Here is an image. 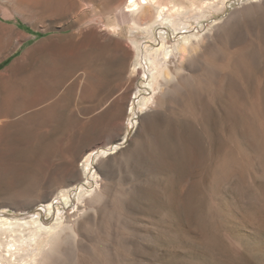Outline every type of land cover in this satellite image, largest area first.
Instances as JSON below:
<instances>
[{
	"label": "rangeland",
	"instance_id": "374dc122",
	"mask_svg": "<svg viewBox=\"0 0 264 264\" xmlns=\"http://www.w3.org/2000/svg\"><path fill=\"white\" fill-rule=\"evenodd\" d=\"M126 3L51 0L24 20L0 2V219L65 221L61 194L51 214L40 199L82 181L73 211L97 172L108 200L52 263H75L81 247L91 264H264V0H225L152 36L131 30ZM196 34L212 39L173 75L164 107L141 110L148 47ZM22 242L20 254L36 249Z\"/></svg>",
	"mask_w": 264,
	"mask_h": 264
},
{
	"label": "bare ground",
	"instance_id": "6f19581e",
	"mask_svg": "<svg viewBox=\"0 0 264 264\" xmlns=\"http://www.w3.org/2000/svg\"><path fill=\"white\" fill-rule=\"evenodd\" d=\"M186 1L187 4L179 2L178 0H127L126 9H124V12L130 18L129 23L131 25V30L134 33L135 31L137 33L144 32V34H149V36H152L157 25H171V27H173L175 30H187L188 28L190 29V26L192 25V19H203L210 16L207 15L209 12L213 10L220 11L225 6V0L213 3L204 2L199 5H196L197 0ZM0 2L6 7L10 8L12 11L11 13L18 15L25 20L27 15L32 13L38 5L49 4L51 3V0H0ZM210 35L211 34L199 37V34H196L192 37H187L182 43H179L174 49L172 48L171 50L169 48L170 46L167 47L168 41L164 39L165 37H162L163 45L161 48L151 49L150 46L148 47L146 54V64L148 65V71L151 78L147 85L153 90V96L144 98L142 100L140 103L141 110L148 108V110L151 109L155 112L157 109H162L164 107L162 98L167 97L170 92V84L173 79V75H175L176 79H179L183 73H186L185 71L187 63H190L191 61L193 63V61L200 57L202 50L205 49L206 40L210 41L212 39ZM4 41L0 38V48L2 45H4ZM133 47L137 53V61L134 67V71H137L139 69L138 66L143 65L139 61L142 48L140 49L137 40L133 41ZM174 59L177 63V65L175 64V74L173 73L174 70L172 71L173 68L171 69L170 66V63ZM144 69L146 68L144 67ZM91 158L92 154L87 157L86 162H88V164ZM88 164L87 167L90 166ZM96 173L93 175V178L96 180L95 183L97 184V188L92 191L82 188L78 202L76 203L75 208H73V211L69 209L70 207L68 209L66 208L68 205H70L72 199L70 188L79 183L75 182L76 180L68 181L62 187H58L59 190L54 192L51 196H44L40 199L39 205L45 208L47 214H51L54 208V204L52 203L53 196L56 195L57 192L58 194H61L64 198L66 207H64L65 213L60 211V216L65 221L57 220L56 223L51 227H46L45 224L41 222L39 217L27 220L25 222L17 220L14 222L9 218H1L0 264H15L16 262L19 264H54L52 263L53 261H51V251L53 252L54 248H61L63 241L76 236L78 233L80 235L86 236V233H88V227L91 225V220L80 219H82L83 216L88 217L91 211L98 212L101 209L103 203L106 202L104 198L108 200L107 197L109 194H107V192H109L106 188L107 186H103L106 185L104 184L105 182L103 183V180L105 179H99L100 177ZM81 210H83L82 213H80ZM73 217H76V219H73ZM52 233L54 236H51L50 238V234ZM45 234H47V240H42V243L40 244L37 240L42 238ZM23 240L24 242L32 241L31 244L34 243V245L36 242V249L33 250L31 254H20L21 249H19L18 244ZM87 255V252L81 249V247L77 248L76 262L73 264H91L88 261V263L86 262V259H88Z\"/></svg>",
	"mask_w": 264,
	"mask_h": 264
},
{
	"label": "crops",
	"instance_id": "0c3cea01",
	"mask_svg": "<svg viewBox=\"0 0 264 264\" xmlns=\"http://www.w3.org/2000/svg\"><path fill=\"white\" fill-rule=\"evenodd\" d=\"M1 38V37H0Z\"/></svg>",
	"mask_w": 264,
	"mask_h": 264
}]
</instances>
